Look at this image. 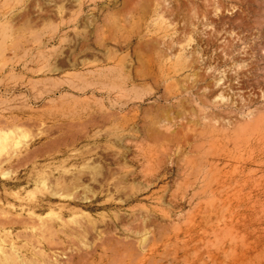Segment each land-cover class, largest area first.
I'll return each mask as SVG.
<instances>
[{
	"label": "rangeland",
	"instance_id": "1",
	"mask_svg": "<svg viewBox=\"0 0 264 264\" xmlns=\"http://www.w3.org/2000/svg\"><path fill=\"white\" fill-rule=\"evenodd\" d=\"M0 264H264V0H0Z\"/></svg>",
	"mask_w": 264,
	"mask_h": 264
},
{
	"label": "bare ground",
	"instance_id": "2",
	"mask_svg": "<svg viewBox=\"0 0 264 264\" xmlns=\"http://www.w3.org/2000/svg\"><path fill=\"white\" fill-rule=\"evenodd\" d=\"M48 70H50V69H48Z\"/></svg>",
	"mask_w": 264,
	"mask_h": 264
}]
</instances>
